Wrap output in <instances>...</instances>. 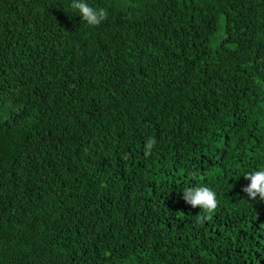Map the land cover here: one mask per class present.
Returning a JSON list of instances; mask_svg holds the SVG:
<instances>
[{
    "label": "trees",
    "instance_id": "16d2710c",
    "mask_svg": "<svg viewBox=\"0 0 264 264\" xmlns=\"http://www.w3.org/2000/svg\"><path fill=\"white\" fill-rule=\"evenodd\" d=\"M86 2L0 0V264H264V0Z\"/></svg>",
    "mask_w": 264,
    "mask_h": 264
},
{
    "label": "clouds",
    "instance_id": "9594fccd",
    "mask_svg": "<svg viewBox=\"0 0 264 264\" xmlns=\"http://www.w3.org/2000/svg\"><path fill=\"white\" fill-rule=\"evenodd\" d=\"M71 8L77 10L82 20L90 26H98L108 17V11L105 8H94L86 0H72ZM155 144L156 140L153 138L146 142L144 145V155L146 157L152 154ZM243 177L250 183L243 186L241 191L246 193L250 200L255 201L258 197L260 201H264V169L245 173ZM182 199L191 208L198 207L202 210L206 214L204 218L209 220L218 207L216 193L207 186L185 189Z\"/></svg>",
    "mask_w": 264,
    "mask_h": 264
},
{
    "label": "rangeland",
    "instance_id": "374dc122",
    "mask_svg": "<svg viewBox=\"0 0 264 264\" xmlns=\"http://www.w3.org/2000/svg\"><path fill=\"white\" fill-rule=\"evenodd\" d=\"M220 42H221V40L217 39V38L211 40L213 47L218 46L220 44Z\"/></svg>",
    "mask_w": 264,
    "mask_h": 264
}]
</instances>
